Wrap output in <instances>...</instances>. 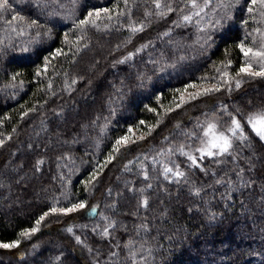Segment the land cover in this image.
<instances>
[{
    "label": "trees",
    "instance_id": "1",
    "mask_svg": "<svg viewBox=\"0 0 264 264\" xmlns=\"http://www.w3.org/2000/svg\"><path fill=\"white\" fill-rule=\"evenodd\" d=\"M197 2L0 8V243L19 241L0 264H264V141L247 123L264 110V76L237 75V45H264V7ZM198 84L219 91L183 99ZM210 122L228 153L206 155Z\"/></svg>",
    "mask_w": 264,
    "mask_h": 264
},
{
    "label": "snow or ice",
    "instance_id": "2",
    "mask_svg": "<svg viewBox=\"0 0 264 264\" xmlns=\"http://www.w3.org/2000/svg\"><path fill=\"white\" fill-rule=\"evenodd\" d=\"M188 2L190 3L191 7L193 9H197L200 7V5L198 4L197 0H188ZM209 2V0H205V5H207V3ZM258 0H251V3L252 5H255L257 4ZM6 3H7V0H3V3H0V8H4L6 7ZM154 3H155V7L157 9H161V8H167V10L169 12L173 11V9L171 8L170 5H166V4H162L161 3V0H154ZM259 3L262 7H264V0H259ZM125 4H127V0H125ZM203 9H201L202 11ZM249 12H252L253 11V8H249L248 9ZM108 9H102L96 13H88V17L89 18H92V17H95V19H85V20H82L80 21L81 25H84V24H88V23H91L93 25L96 24V19H99L100 18V12H103L107 15L108 13ZM164 13L162 12L161 15H163ZM199 11H197L195 13V15H199ZM262 16H264V12L261 13ZM109 19H111L110 16H108ZM192 19V17L190 15H185L183 16V20L184 21H190ZM134 32L135 31H142L143 30V26H141L140 28H133L132 29ZM259 31V30H257ZM241 52L243 53V55L245 56L246 60H245V65L242 66L239 70V72L237 73V75H239L240 73H247L248 75L250 76H253V77H256V76H264V45L261 46V49L260 50H257V51H254L252 48H246L244 43L241 42L239 45H237ZM60 50H57V53L59 54ZM131 55V54H130ZM130 58L129 57H126L125 59H128ZM258 58V63L260 64V68L261 70L260 71H252V64L249 62L250 60H253V59H257ZM228 64L230 65L231 64V61H228ZM225 75H227V73H224ZM15 78V77H13ZM240 83L241 81L239 79H237L235 81V86L237 88L240 87ZM194 87V85H193ZM213 91H219V88L213 86L211 88H205L202 92L200 93H196V94H193L191 96L192 99H195L197 95H206V94H209ZM183 103V101H182ZM177 107H179V105H177ZM141 123H143V121H141ZM247 123L248 125H250L252 131L255 133V135L261 140V141H264V111H261V112H258V113H254V114H251L248 119H247ZM231 124L232 126L229 128V131L235 136L237 131L240 130L242 132V126H241V123L239 120L233 118L232 121H231ZM214 125H209V128H208V131L211 132L213 129H214ZM129 131H131V129H129ZM241 139H247V137L241 135L240 137ZM140 139H143V137H140ZM121 143L127 145L128 143V137H121L120 139H118L116 141V145H120ZM210 144V147L208 148L207 152H206V155L207 156H215V155H218V154H224V153H228L231 146H232V141L231 139L229 138V136L223 134V133H220L219 135H213V138L212 140L209 142ZM211 149H217L218 152H213ZM114 151L118 152L119 151V148L118 147H115L114 148ZM199 151L202 152V154L204 153V149H199ZM113 157H109V160H111ZM193 164L196 163V157L194 156H190L189 157ZM201 158H203V155L201 156ZM167 172H171L172 169L169 168V169H166ZM177 176H182L183 173L182 172H179L177 171L175 173ZM94 178V177H93ZM145 203H147L145 201ZM86 207V203L85 202H79V203H76V204H73L70 208H65V209H60L59 211L63 212V213H69V212H74V211H77L78 209H83ZM57 209L56 208H53L52 209V212H56ZM93 211H95V209L93 208ZM45 215H48V213H45ZM43 216L40 218L41 220H43ZM37 224H39V221H37ZM32 232H35L37 231L36 228H33L31 230ZM68 231H71V229H68ZM107 230H105V235H107ZM21 235H24V236H27L29 235V233L27 231L21 233ZM19 243V241H16V242H13L11 244L9 243H0V247H3V248H11V247H15L17 246ZM112 255H115V253H113ZM132 255H134V253H132Z\"/></svg>",
    "mask_w": 264,
    "mask_h": 264
},
{
    "label": "rangeland",
    "instance_id": "3",
    "mask_svg": "<svg viewBox=\"0 0 264 264\" xmlns=\"http://www.w3.org/2000/svg\"><path fill=\"white\" fill-rule=\"evenodd\" d=\"M251 70L253 71L254 69L252 68ZM205 88L206 87L204 85H201V84L195 85L194 87L192 86V88H190V90H188V91H186V93H184L183 99L188 100L189 98H191V95H193V93L198 92V91H203ZM262 111H264V110H262ZM209 125H214L215 126L214 129L211 132L208 131ZM205 129H206V134H207L206 137H208L207 138V143L205 145L207 147V150L210 147L209 142L212 140L213 135H219L220 133H223V134L229 136L224 130L218 129L216 124H215V122H210L209 124H206ZM132 136H133V134H132ZM139 137H141V136H137V137H134V138H139ZM132 139L133 138H129L128 141L132 140ZM59 212H61V211H59Z\"/></svg>",
    "mask_w": 264,
    "mask_h": 264
}]
</instances>
